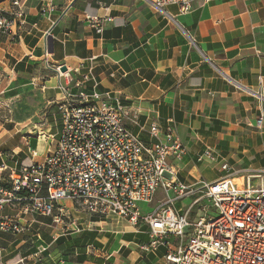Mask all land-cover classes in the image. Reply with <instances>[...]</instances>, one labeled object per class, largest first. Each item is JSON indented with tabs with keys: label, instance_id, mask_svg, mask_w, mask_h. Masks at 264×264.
Returning <instances> with one entry per match:
<instances>
[{
	"label": "crops",
	"instance_id": "1",
	"mask_svg": "<svg viewBox=\"0 0 264 264\" xmlns=\"http://www.w3.org/2000/svg\"><path fill=\"white\" fill-rule=\"evenodd\" d=\"M1 7L6 12L0 13L13 16L10 0H0ZM45 7L49 15L43 16ZM23 11L13 33L0 31V74L3 65L9 76L2 88L0 75V97L6 91L28 92L39 99L31 104L34 110L54 115L63 100L54 68L65 65L74 93H110L112 103L119 100L129 110L126 125L145 141L155 139L142 126L175 127L188 147L183 160L169 158L182 182H214L264 168V125L257 126L264 113V98L258 95L264 96V0H195L187 14L169 6L175 19L146 0H27ZM87 15L113 19L98 34ZM50 30L54 44L46 52ZM87 72L94 79L77 86ZM34 110L30 113L37 114ZM60 127L61 122L46 152ZM1 135L0 186L6 188L11 169L40 161L46 152L39 156L38 139L28 148L12 147L14 135L2 141ZM208 147L216 150V161H198ZM225 163L232 170H224ZM239 163L243 167L235 169ZM62 204L66 214L58 223L27 210L26 201L5 205L1 217L23 230L0 231V264H167L166 246L142 249L150 242L148 224L134 226L120 216L92 214L75 202Z\"/></svg>",
	"mask_w": 264,
	"mask_h": 264
},
{
	"label": "built area",
	"instance_id": "2",
	"mask_svg": "<svg viewBox=\"0 0 264 264\" xmlns=\"http://www.w3.org/2000/svg\"><path fill=\"white\" fill-rule=\"evenodd\" d=\"M10 1L13 16L0 13V31L6 33H13L20 25L27 2ZM146 1L157 12L175 19L169 6L187 14L195 0ZM48 11L45 7L41 14L49 15ZM112 19L110 15L86 16L88 26L98 34ZM50 35L51 30L45 35L46 42ZM61 67L54 68L63 94L56 141L42 160L11 169L9 187L0 186V212L7 204L26 201L27 210L50 216L58 223L66 214L62 202L70 200L92 214L120 216L134 226L148 224L150 242L142 249L154 252L166 246L167 264H264V168L247 170L254 173L244 185L235 173L214 182H182L169 162V158L181 161L188 153L175 127L161 131L156 123L148 129L142 126L151 140L155 139L145 141L126 125L129 113L119 100L112 103L110 93H74L73 79ZM91 79L93 75L87 72L75 84L83 86ZM97 85L94 83L95 88ZM259 115L257 126L262 128L263 111ZM205 159L216 161V150L206 148L198 161ZM223 169L230 171L232 167L225 163ZM253 179H260L258 186L253 185ZM185 199L192 201L183 205ZM154 201L157 204L150 212L143 213L138 206L139 202ZM22 230L18 222L0 215V231Z\"/></svg>",
	"mask_w": 264,
	"mask_h": 264
},
{
	"label": "rangeland",
	"instance_id": "3",
	"mask_svg": "<svg viewBox=\"0 0 264 264\" xmlns=\"http://www.w3.org/2000/svg\"><path fill=\"white\" fill-rule=\"evenodd\" d=\"M3 2V0H2ZM0 11L6 12L5 7H1ZM18 32V31H17ZM1 71V77L3 80L2 88L6 87L4 80H7L9 77L7 70L3 69ZM31 93H16L9 94L7 91L1 94L0 97V123H4V126L1 128V141L7 138L10 135H14L11 140H13L14 145H20L22 148H28L29 145H35L36 140L39 141V146L37 148L38 154L42 157L46 152V147L48 144L52 143V135L56 134L57 128L59 127V108L55 111V114L47 113L38 109L32 108L31 104H36L39 102V99H34ZM38 111L37 114L30 113L31 110ZM29 118V119H28ZM27 120L23 123H17L20 121ZM47 153V152H46ZM235 169H240L243 167V163L236 164ZM250 173H254L252 171L244 170L242 173H236V177L243 180V185L245 184V180L247 179ZM260 179H253V185L258 186ZM159 197H162V193L159 191ZM192 201V199H185L183 205H187ZM73 201L64 200L63 203L68 206L72 205ZM76 205H79L75 203ZM157 201L149 204L146 202H139L138 206L142 209V212H150L154 210ZM69 220V219H66Z\"/></svg>",
	"mask_w": 264,
	"mask_h": 264
},
{
	"label": "water",
	"instance_id": "4",
	"mask_svg": "<svg viewBox=\"0 0 264 264\" xmlns=\"http://www.w3.org/2000/svg\"><path fill=\"white\" fill-rule=\"evenodd\" d=\"M53 44H54V39H53V36L52 35H50L49 37H48V39H47V45H48V48L52 51V46H53ZM61 70L62 71H67V66H65V65H63L62 67H61ZM232 79V78H231Z\"/></svg>",
	"mask_w": 264,
	"mask_h": 264
},
{
	"label": "bare ground",
	"instance_id": "5",
	"mask_svg": "<svg viewBox=\"0 0 264 264\" xmlns=\"http://www.w3.org/2000/svg\"><path fill=\"white\" fill-rule=\"evenodd\" d=\"M127 112L129 113V110L126 108Z\"/></svg>",
	"mask_w": 264,
	"mask_h": 264
},
{
	"label": "trees",
	"instance_id": "6",
	"mask_svg": "<svg viewBox=\"0 0 264 264\" xmlns=\"http://www.w3.org/2000/svg\"><path fill=\"white\" fill-rule=\"evenodd\" d=\"M6 187H9V186L6 185Z\"/></svg>",
	"mask_w": 264,
	"mask_h": 264
}]
</instances>
